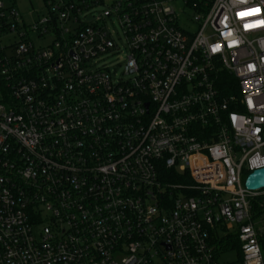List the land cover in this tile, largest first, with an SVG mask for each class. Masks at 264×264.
<instances>
[{
  "label": "built area",
  "instance_id": "built-area-1",
  "mask_svg": "<svg viewBox=\"0 0 264 264\" xmlns=\"http://www.w3.org/2000/svg\"><path fill=\"white\" fill-rule=\"evenodd\" d=\"M16 1L0 0V264H219L224 230L264 264V190L242 182L264 167V0H41L29 22Z\"/></svg>",
  "mask_w": 264,
  "mask_h": 264
},
{
  "label": "rangeland",
  "instance_id": "rangeland-1",
  "mask_svg": "<svg viewBox=\"0 0 264 264\" xmlns=\"http://www.w3.org/2000/svg\"><path fill=\"white\" fill-rule=\"evenodd\" d=\"M182 2L181 0H177L174 3V6L177 9H182ZM16 7L18 8L19 12L21 13L22 17L24 18V20L26 22H29L32 20L33 15L31 16V11L35 12L37 10H39V8L41 7V0H17L16 1ZM102 8H96V11L101 10ZM107 25L114 31L112 33V35L114 36L115 39H117V37L120 36V29L117 23V20L115 18H110L109 20L106 21ZM194 27H192L193 29ZM10 37V36H8ZM8 41H12V40H8ZM4 42H7V38H5ZM115 61V60H112ZM247 175H243L242 176V182L244 183L245 177ZM260 197V196H258ZM255 198V199H258ZM258 201V200H257ZM256 201V202H257ZM258 206L262 207L264 206V204L261 203H257ZM252 205H254V203H252ZM255 223L258 224V226L261 228H264V214L257 216L255 219ZM231 230V229H230ZM226 231V230H224ZM224 231H220L219 232V238L222 239V243L221 245H218V250L216 253V259L218 261L219 264H240V255L238 253V251L235 248H231L230 247V241L231 238L230 237H224L223 233ZM230 232V231H228ZM229 244V246H227ZM222 246V247H219ZM261 254L262 257H264V245H262L261 247Z\"/></svg>",
  "mask_w": 264,
  "mask_h": 264
},
{
  "label": "trees",
  "instance_id": "trees-1",
  "mask_svg": "<svg viewBox=\"0 0 264 264\" xmlns=\"http://www.w3.org/2000/svg\"><path fill=\"white\" fill-rule=\"evenodd\" d=\"M2 80H0V92H4V87L2 86ZM0 97H3L4 99H2V101H5L6 100V95H2L0 94ZM247 175L248 174V171L246 169L243 170V175ZM173 180V179H172ZM175 182H182V179H179V178H174ZM258 200V201H257ZM257 201V202H256ZM251 203H254V205H252V215L253 217H257V216H260L262 214H264V206L260 207L258 206L257 203H261V204H264V196H260L258 197V199H253L251 201ZM218 242V245H221L222 243V239H219V240H216ZM230 247L231 248H235L237 251L239 250L238 249V243L235 241V240H231L230 241ZM229 244L227 246H229ZM259 244H260V248L262 247V245H264V231H262L261 233V236L259 237ZM219 247H222V246H219ZM239 252V251H238Z\"/></svg>",
  "mask_w": 264,
  "mask_h": 264
},
{
  "label": "water",
  "instance_id": "water-1",
  "mask_svg": "<svg viewBox=\"0 0 264 264\" xmlns=\"http://www.w3.org/2000/svg\"><path fill=\"white\" fill-rule=\"evenodd\" d=\"M244 186L251 191L264 190V167L248 173L244 180Z\"/></svg>",
  "mask_w": 264,
  "mask_h": 264
}]
</instances>
